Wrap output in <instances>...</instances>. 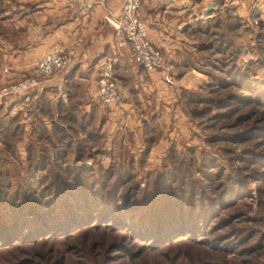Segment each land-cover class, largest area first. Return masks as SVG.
I'll list each match as a JSON object with an SVG mask.
<instances>
[{"label": "rangeland", "instance_id": "1", "mask_svg": "<svg viewBox=\"0 0 264 264\" xmlns=\"http://www.w3.org/2000/svg\"><path fill=\"white\" fill-rule=\"evenodd\" d=\"M13 2L0 0L1 19L13 18ZM215 11L199 14L183 26L186 44L176 52L177 71L188 69L191 74L181 85L173 86L172 105H166L171 109L165 114L164 107L157 108L165 116L152 114L150 125L156 133L150 142L143 140V129L136 144L127 140L124 148L109 149L100 138L96 143L84 140L88 114L75 111L74 102H68L64 105L68 110L56 112L46 121L39 120L34 112L31 120H25L19 110L14 113L17 117L12 115L17 124L14 134L0 133V200L4 201L0 205L10 203L12 193L18 192L24 198L20 197L21 204L46 196L42 207H59L66 199L62 182L70 181V176L63 174L65 168L92 169L97 175V171L118 163L117 171H109L113 182L132 161L135 173L127 185L136 181L144 187L149 171L165 162L168 168L184 173L186 178L181 175V184L186 188L185 202L203 204L206 199L212 207L202 211L205 220L199 223L197 232L149 240L148 236L134 237L127 230L93 223L66 230L55 228L48 235L44 234L49 232L46 227L40 239L30 240L36 231H25L23 222L12 233L11 241L0 243V264H264V101L250 98L255 88L264 89V23L257 19L256 24L251 20L249 24L233 9L238 23L230 31L232 42L218 49L214 39L224 29L221 24L227 18L212 16ZM235 80L240 82L236 85ZM180 88L193 89L207 99L182 108ZM89 103L97 105L104 115L115 114L120 107L109 109L107 105ZM43 111L48 114L50 107ZM121 113L125 116L126 111ZM139 113L132 115L129 124L116 121L125 140L130 133H138ZM5 115L0 114V121L9 118ZM51 127L60 131L53 132ZM172 145L178 162L166 157ZM118 192L120 195L122 187ZM233 228L250 229L244 245L254 242L257 246L249 252L242 250L244 245L231 247L240 244L228 233ZM205 239L213 242V249L200 246ZM216 243L224 252L216 249ZM136 250L139 253L134 256Z\"/></svg>", "mask_w": 264, "mask_h": 264}, {"label": "crops", "instance_id": "2", "mask_svg": "<svg viewBox=\"0 0 264 264\" xmlns=\"http://www.w3.org/2000/svg\"><path fill=\"white\" fill-rule=\"evenodd\" d=\"M92 1L14 0L12 7L10 6L13 18H0V68L7 66L8 69L6 73L0 70V85L7 80L22 77L28 67L53 44H71L76 55L70 69L64 75L54 76L38 94L35 116L46 121L50 115L54 116L59 109L58 105L75 103L74 110L79 114H89L92 110L96 119L102 118L98 126L100 139L109 149L117 146L124 148L127 140H134L132 143L136 144L135 140L141 129L150 125L152 114L165 116L171 109L166 106L172 105L174 96L171 91L191 74L188 69L177 71L176 52L186 44L183 26L199 14L207 15L205 7L211 1L140 0L138 16L146 24L147 35L161 50L168 67L155 71H144L131 61L126 47L116 45L117 36L112 26L103 21V7ZM107 1L111 10L118 8L119 0ZM221 1L232 6L238 15L245 16L248 23L253 17L264 23V0ZM86 3L89 4L88 7L84 6ZM102 53L113 56L112 74L121 97L120 105H107L109 109L120 106L112 115L107 112L104 115L98 111L97 105L89 103L92 101L89 90L96 75L94 62ZM59 88L63 90L65 100L60 98ZM19 103L18 99L0 102V114L13 117L14 113H19ZM160 106L164 107L165 114L162 109H157ZM47 107H50V112L45 114L43 108ZM122 110L126 111L125 116L122 115ZM136 111L141 114V127L138 128V133H130V137L125 140V133L122 135L123 131L118 129L117 122H130Z\"/></svg>", "mask_w": 264, "mask_h": 264}, {"label": "trees", "instance_id": "3", "mask_svg": "<svg viewBox=\"0 0 264 264\" xmlns=\"http://www.w3.org/2000/svg\"><path fill=\"white\" fill-rule=\"evenodd\" d=\"M233 13L231 7L223 4L221 8L212 15H217L218 17L221 15L227 18V21L221 24V28L224 29L219 33V37H215L214 39L215 47L218 49H222V45H229L232 42L230 31H233L238 23V18ZM204 30L201 29V31ZM202 44L203 43H199L198 45L200 46ZM238 82L240 81L235 80V84H238ZM242 84L244 88L253 91L250 85L246 83ZM255 89L253 93L257 98L253 99L254 95L250 96V98L252 100L257 99V101H264V89ZM180 92L182 95L179 94L181 107H187V105L193 101L200 102L203 99H207L199 95V93L193 89L188 90L186 88H180ZM64 105L57 106L59 107L57 110L58 114H60V111L68 110ZM36 108L37 107H34L33 112H35ZM92 113V110H90L89 114L87 113L88 117L86 119L87 124L85 127L86 134L84 140L88 139L89 142L96 143L100 138L98 126L102 118L96 119ZM13 119L14 117H9L5 121H0V133L5 132V136L14 134L17 129V124L13 122ZM150 119H152V117ZM96 120H98L97 125ZM11 123L14 124L11 125ZM53 127H51V131L52 129H54L53 132L60 131ZM59 129L63 130L62 128ZM37 133L38 132H34V135H37ZM143 133V140L147 143L152 140L156 132L152 125L147 124V126H144ZM36 137L39 138L40 135L38 134ZM83 143H85V141H83ZM25 147H27L28 152V145ZM77 149H79V147ZM59 150L63 151L64 149L60 148ZM174 152V145L168 147L166 157L168 160L174 158V161L178 162V158L174 156ZM174 161L173 165L175 163ZM114 165L110 166L108 170L103 168L101 171H97V175L94 174L92 169L81 170L65 168L63 170L65 173H62L65 175L68 174V176H70V181L64 180L62 182L65 185L64 193L66 194V199L60 201V205L57 208L54 206L49 208L47 206H41L45 203L46 196H42L40 200L31 199L30 202L21 204V198L24 199L23 195L18 192L12 193L13 195L10 197L11 202L3 204L4 206L0 205V217L3 218L5 214H7L5 218L0 219V243L11 241L12 233L14 234L16 230H18V227L22 226L23 222L25 224L26 219V224H23V228L26 227L25 231H27V229L30 230V233L36 231L32 233L34 234L32 236L27 235L30 240L32 238L40 239L46 227H48L49 232L44 234L48 235L51 234L52 230L55 228L56 230H58V228L66 230L70 227H83L88 224L92 225L93 223L99 225L108 224L109 228L113 227V229L116 230L117 228L125 231L127 230L132 236L134 235V237L141 234L148 236L149 240L153 238L167 240L173 233H175L174 236H176L180 235L182 232L189 233L190 235L197 232L199 223L202 224L205 220L202 216V211L206 209L211 210L212 208L209 202H206L205 198L203 204L199 202L195 204L194 201L185 202L186 188L183 187L181 182L182 177H186L184 173L178 171L175 167H173V169L170 167L168 168L165 162L149 171L148 176H146V178H148L147 183L144 187H141L136 181L127 185V183L133 179V173H135L133 172L132 161L128 162L127 169L125 171L123 170L112 182L111 177L113 173L109 171H117L119 166L118 163ZM40 185L43 187L42 181ZM120 187H122V192L119 195L118 191ZM26 188L28 191L32 190L29 187ZM23 189H25V186ZM18 197H21L20 200H18ZM18 201L19 204L14 205L15 202ZM37 201L39 202L36 203ZM0 203H4V201L2 202L0 200ZM249 231L250 229L240 231V228L229 230L228 233L232 236L234 235L236 241L240 243L232 245L231 247L244 245L245 240L249 238L246 237L250 233ZM27 234L29 233L27 232ZM1 236L3 237L1 238ZM27 236L23 238H27ZM172 240L170 239L169 242H172ZM200 243V246L207 245L208 248L213 249L212 241L205 239L201 240ZM255 245L257 246L254 242L246 243V245L242 247V250L249 252ZM217 246L220 247V245L216 243V249L220 251L221 248L219 249ZM223 250L221 249V251ZM225 251L227 252V250ZM138 253L139 251L136 250L133 252V255L136 256ZM202 264L210 263L206 262Z\"/></svg>", "mask_w": 264, "mask_h": 264}, {"label": "built area", "instance_id": "4", "mask_svg": "<svg viewBox=\"0 0 264 264\" xmlns=\"http://www.w3.org/2000/svg\"><path fill=\"white\" fill-rule=\"evenodd\" d=\"M213 9L219 10L223 5L221 0H210ZM93 4L103 7V21L110 24L117 36L116 45L126 47L131 61L140 66L144 71L167 69L164 57L147 35V27L139 18L138 10L140 0H119L118 8L111 10L107 0H93ZM88 3L84 6L88 7ZM251 22L257 23L255 17ZM1 44V40H0ZM76 53L71 44H53L42 56L37 58L22 77L15 80H7L0 85V102L4 100L18 99L19 110L25 120L33 118V110L36 97L42 92L47 83L54 76H61L68 72ZM113 56L102 53L95 59L96 75L93 85L89 90V97L96 104L120 105L121 97L112 74ZM1 71L6 73L7 66H2ZM60 80H58L59 83ZM59 96L64 99V92L59 88Z\"/></svg>", "mask_w": 264, "mask_h": 264}, {"label": "water", "instance_id": "5", "mask_svg": "<svg viewBox=\"0 0 264 264\" xmlns=\"http://www.w3.org/2000/svg\"><path fill=\"white\" fill-rule=\"evenodd\" d=\"M212 11H213V3L210 2V3H208V4L206 5V7H205V12H206V13H210V12H212Z\"/></svg>", "mask_w": 264, "mask_h": 264}]
</instances>
